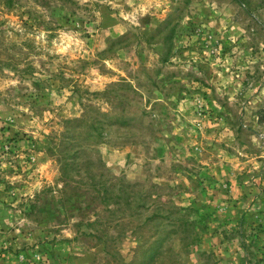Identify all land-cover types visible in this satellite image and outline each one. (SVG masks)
Wrapping results in <instances>:
<instances>
[{
  "label": "rangeland",
  "instance_id": "1",
  "mask_svg": "<svg viewBox=\"0 0 264 264\" xmlns=\"http://www.w3.org/2000/svg\"><path fill=\"white\" fill-rule=\"evenodd\" d=\"M0 264H264V0H0Z\"/></svg>",
  "mask_w": 264,
  "mask_h": 264
},
{
  "label": "trees",
  "instance_id": "2",
  "mask_svg": "<svg viewBox=\"0 0 264 264\" xmlns=\"http://www.w3.org/2000/svg\"><path fill=\"white\" fill-rule=\"evenodd\" d=\"M9 2L12 4L13 0H9ZM128 84L131 85L129 82H128ZM128 105H129V103H128ZM143 115H147V111H144ZM133 116L134 115H132V113L128 114L127 112H125V114H122V117H120V119L117 121V123L121 122L123 124L131 125L134 122V120H135L133 118ZM81 120L79 118H74V119H68V122H70L72 124V123H77V122H79ZM98 120L99 119H97V121H92V118H88L87 119V123L86 124L88 125V134L90 136L89 137L90 139L96 138V137L104 139L102 133L99 131V128L96 126V125L101 126L100 121H98ZM112 122H114V121H112ZM76 137H77L76 135H72L71 134L68 137V139H71L72 141H75V140H77ZM78 154H79V149H76L74 156L78 155Z\"/></svg>",
  "mask_w": 264,
  "mask_h": 264
}]
</instances>
